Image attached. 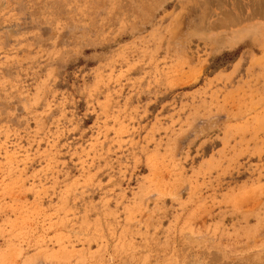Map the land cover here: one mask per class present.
<instances>
[{
    "label": "rangeland",
    "instance_id": "1",
    "mask_svg": "<svg viewBox=\"0 0 264 264\" xmlns=\"http://www.w3.org/2000/svg\"><path fill=\"white\" fill-rule=\"evenodd\" d=\"M0 264H264V0H0Z\"/></svg>",
    "mask_w": 264,
    "mask_h": 264
},
{
    "label": "bare ground",
    "instance_id": "2",
    "mask_svg": "<svg viewBox=\"0 0 264 264\" xmlns=\"http://www.w3.org/2000/svg\"><path fill=\"white\" fill-rule=\"evenodd\" d=\"M262 246V245H261Z\"/></svg>",
    "mask_w": 264,
    "mask_h": 264
}]
</instances>
